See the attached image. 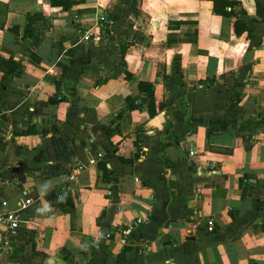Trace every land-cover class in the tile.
Wrapping results in <instances>:
<instances>
[{
	"label": "crops",
	"instance_id": "0c3cea01",
	"mask_svg": "<svg viewBox=\"0 0 264 264\" xmlns=\"http://www.w3.org/2000/svg\"><path fill=\"white\" fill-rule=\"evenodd\" d=\"M233 1L249 25L255 0ZM55 2L0 0L22 64L0 72V200L22 221L0 264H264V17L248 38L210 0Z\"/></svg>",
	"mask_w": 264,
	"mask_h": 264
},
{
	"label": "trees",
	"instance_id": "16d2710c",
	"mask_svg": "<svg viewBox=\"0 0 264 264\" xmlns=\"http://www.w3.org/2000/svg\"><path fill=\"white\" fill-rule=\"evenodd\" d=\"M52 3H56V0H50ZM212 2V10L215 15H218L222 17L223 19H229V18H236V21L233 24L234 33L237 36L242 35L243 33H247V37L249 38L251 36L252 30H251V23L262 21L264 17V2H261V0H255L256 4V17L252 19L247 25L244 21L240 20L239 17L241 15H244L243 12L235 11L237 7H239V3L233 0H210ZM69 5V2H65L63 8H67ZM37 20H42V16L38 14L34 15H27L26 21L23 29V35L21 36L20 40L23 44H25L27 47H30L33 43V41L36 39V31H35V22ZM10 31L14 34V36L18 39L19 38V27L15 26L10 29ZM31 58L34 62L38 63L39 58H37L34 54H31ZM17 70H22V64L21 62H16L12 58L4 59L0 56V72L2 73V77L5 78L7 75L12 74L13 72ZM125 77L128 80L132 79V76L125 71ZM213 81V80H209ZM201 83V82H200ZM99 85V83H96V86ZM137 89L138 92L142 93L147 99H148V105H147V111L149 116H152L155 112L154 109V88L151 83H145V82H138L137 83ZM113 133H119L118 129H114L112 131H108L109 135H112ZM124 162V160H121ZM127 163V161L125 162ZM98 169L102 173V180L106 183L111 182V172L106 168V165L103 163L98 164ZM244 179L246 177H243ZM242 179H239L238 184L241 186ZM64 191H60L58 193V198L62 197V194ZM63 200V198H62ZM65 204L68 206L67 213L70 216L71 222L73 224L74 218H75V211L73 208V205L71 204V199L68 197L64 202L61 203L63 206ZM127 248L124 249L126 251ZM64 250H60V254L63 255ZM64 259H67V257H64ZM254 264V263H251Z\"/></svg>",
	"mask_w": 264,
	"mask_h": 264
},
{
	"label": "built area",
	"instance_id": "2783aa9c",
	"mask_svg": "<svg viewBox=\"0 0 264 264\" xmlns=\"http://www.w3.org/2000/svg\"><path fill=\"white\" fill-rule=\"evenodd\" d=\"M103 18H100L102 21ZM90 40L89 31L85 32L82 36V41L87 42ZM192 151H189V155H192ZM81 167H77L72 171L70 179L76 174ZM30 200H26L25 204H29ZM137 223H141V220H137ZM22 221L19 213L16 209L10 205L8 200H0V257H7L12 252V236L20 228ZM208 227L211 230L212 222H207ZM109 237V234L106 235Z\"/></svg>",
	"mask_w": 264,
	"mask_h": 264
}]
</instances>
